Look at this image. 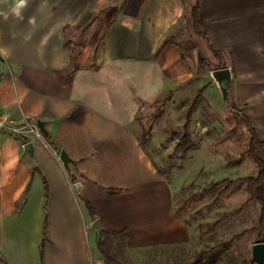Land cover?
Listing matches in <instances>:
<instances>
[{
    "label": "crops",
    "instance_id": "crops-1",
    "mask_svg": "<svg viewBox=\"0 0 264 264\" xmlns=\"http://www.w3.org/2000/svg\"><path fill=\"white\" fill-rule=\"evenodd\" d=\"M195 5L28 0L21 19L11 14L14 0H0V12L8 15L0 16V49L7 52L0 55V114L17 122L37 119L47 131L29 142L36 164L20 140L0 133V264H105L94 221L119 233L105 237L122 240L128 253L167 250L183 257L199 250L193 228L177 214L174 181L156 165L155 129L142 144L138 117L151 114L169 92L174 106L201 81L214 92L210 99L206 91L204 100L223 104L207 79L212 71L194 80L183 47L170 40L183 20L205 60L219 65L212 50L221 55L231 72L230 100L264 142V0H199L202 35L193 30ZM61 151L70 159L67 168ZM255 194L264 200V181ZM141 260L136 256L132 264Z\"/></svg>",
    "mask_w": 264,
    "mask_h": 264
},
{
    "label": "rangeland",
    "instance_id": "rangeland-1",
    "mask_svg": "<svg viewBox=\"0 0 264 264\" xmlns=\"http://www.w3.org/2000/svg\"><path fill=\"white\" fill-rule=\"evenodd\" d=\"M187 30V32H186ZM192 35L194 32H191ZM174 36L170 40H175L181 44V56L186 62L187 67L193 71V79H204V74L208 68L204 66L201 71L198 68L202 60H205L199 54V50L195 44V38L189 35L186 23L181 21L179 27H176ZM187 49L184 50V49ZM203 58V59H202ZM208 62V60H206ZM210 63V62H208ZM212 68L217 67L214 61ZM211 73V72H210ZM207 79H211V74H208ZM207 82L199 83L200 89ZM197 90V91H196ZM199 89L192 88L191 94L181 98L174 106L165 104L162 107L163 114L159 120L153 125L155 129V139L159 140L156 146L151 149L155 156L156 165H158L159 173L174 181L176 185L175 205L177 214L182 220L188 223L195 235L196 245L198 249L209 248L215 243L229 240L233 235L239 234L244 230L257 227L259 218V207L257 205L249 207L240 216L231 218L228 222L222 225L214 235L202 240L199 237V231H205L219 217L232 212L239 208L245 201L246 197L243 191L235 192L234 194L224 197L216 205H213V197H208L203 201L196 203H188L187 200L194 194L200 193L203 189H208L212 183L218 182L224 178L235 180L243 177H254L257 174V169L253 163L246 160L240 167H233L231 162L238 160L241 149L228 143L226 147L215 145V141L220 134V130L226 128L225 123L229 119L227 106L223 103L222 106L215 108L208 104L204 98L197 104L196 110L191 119L189 133L192 139L201 148L200 154L194 153L192 159L188 155L183 159H179V153L173 154L172 150L176 144V140L168 143L166 139L173 131L178 133V137L182 134V125L185 120V114L191 101L196 96ZM207 97L212 98L214 92H208ZM204 92V93H205ZM166 96H164L165 98ZM162 98L160 101H162ZM158 106H154L151 114L142 117L139 115V120L142 122L143 129H146L150 123V117L156 112ZM240 109V108H239ZM218 131H214L215 127ZM217 123V124H216ZM203 127H206L202 134ZM246 139H249L247 132L244 131ZM171 146V147H170ZM197 148V149H198ZM258 158L264 162V150L260 152ZM172 185V184H171ZM236 185L232 191L237 188ZM231 191V192H232ZM262 194V188L258 190ZM90 228V233L92 232ZM100 241L105 247V252L116 261H122L124 264H132L136 260V256L142 258L140 264H186L185 256L169 251H163V254H158L156 251L143 252L141 254L128 253L123 249V241L116 240L112 237H105L101 234ZM254 235H248L239 240L233 247L230 257L233 259L228 262L227 258H223L219 264H242L243 261L250 260L251 247L255 244ZM200 246L202 248H200ZM206 246V247H205ZM94 245L91 243V249ZM184 249V248H183ZM182 251L184 252V250ZM119 264V263H117Z\"/></svg>",
    "mask_w": 264,
    "mask_h": 264
},
{
    "label": "trees",
    "instance_id": "trees-1",
    "mask_svg": "<svg viewBox=\"0 0 264 264\" xmlns=\"http://www.w3.org/2000/svg\"><path fill=\"white\" fill-rule=\"evenodd\" d=\"M192 17V25L193 30L197 35H202L200 32V22H199V0H196V5L192 9L191 12ZM103 35L99 38L101 41ZM213 57L219 61V65L216 68H212V65L208 63L206 60H202L198 71H201L204 66L208 68L209 71H214L215 69H224L225 63L216 51L212 50ZM208 88V85H204L201 89L198 90L196 96L191 101L190 106L188 107L185 120L182 125V134L178 137V133L173 131L170 133L169 137L166 139L168 143L177 141L172 153L173 154H180L179 159L183 160L190 152L195 151L198 148V144L195 143L192 139L191 134L189 133V127L191 125L192 116L196 110L197 104L200 100L204 98V92ZM172 97V92H169L166 97L162 101H158L155 103L157 107L156 112L150 117V123L146 129L143 130L142 133V144H145L147 140L151 137V132L153 130V125L159 120L162 116L163 111L162 107L167 104ZM229 112V119L227 120V126L229 130L220 138L216 139L215 145L220 146L226 143H231L234 146L241 149L239 154V158L236 161L230 163L233 167L241 166L246 160H249L257 169V174L254 177H243L237 178L235 180H231L228 178H224L218 182H214L208 189H203L200 193L192 195L187 202L188 203H196L203 201L208 197H213V205H216L221 199L224 197H228L235 192L243 191L245 194V201L239 206L238 209L229 212L217 220H215L212 225L207 228L205 231H199V237L204 240L207 237L214 235L216 231L228 222L231 218H235L240 216L245 210L249 207L257 205L259 207V218L257 227L247 229L242 231L239 234L233 235L229 240L215 243L209 248L199 249L191 251L189 254L186 255V264H219L223 258H227L228 262L233 260L230 257L231 251L234 245L241 240L242 238L248 235H254L255 244L256 243H264V200L258 198L255 194V188L263 183L264 181V162H262L256 152L258 150L264 149V142L260 141L256 132L251 127L249 120L243 114L242 110L239 109L231 100L230 105L227 106ZM244 131L247 132L249 139L247 140ZM37 170V168H35ZM44 184V194H45V204L48 197V187L43 181ZM237 188L233 190L236 186ZM232 191V192H231ZM228 195V196H226ZM88 210H90L89 205L86 203ZM46 215L44 218V227H43V238L40 246V254L43 253V246L46 241L45 238V230H46ZM101 234H109L113 237L117 236L119 233L115 232H108L102 230ZM98 250L100 251L104 263L105 264H117L114 262V259L110 257L105 252V247L103 243L98 240L97 243ZM242 264H251L250 260L243 261Z\"/></svg>",
    "mask_w": 264,
    "mask_h": 264
},
{
    "label": "water",
    "instance_id": "water-1",
    "mask_svg": "<svg viewBox=\"0 0 264 264\" xmlns=\"http://www.w3.org/2000/svg\"><path fill=\"white\" fill-rule=\"evenodd\" d=\"M211 78L216 83L218 90L221 95L222 102L226 105H230V90H231V72L228 68L214 70L211 72ZM37 126L44 137L47 136V131L45 129L44 123L42 121L37 122ZM34 147L31 143H26L23 147V151L31 158L33 164L35 163L33 155ZM60 160L65 168L68 167L70 159L64 151L60 152ZM78 188V185H76ZM92 227L96 229L98 239L102 232L101 227L98 225L97 221H94ZM251 264H264V243H256L251 247Z\"/></svg>",
    "mask_w": 264,
    "mask_h": 264
},
{
    "label": "built area",
    "instance_id": "built-area-1",
    "mask_svg": "<svg viewBox=\"0 0 264 264\" xmlns=\"http://www.w3.org/2000/svg\"><path fill=\"white\" fill-rule=\"evenodd\" d=\"M9 71L8 65H6ZM37 119L23 118L21 121H14L0 114V133H4L10 137L20 140L23 144L29 143L32 140L41 141L43 135L37 126Z\"/></svg>",
    "mask_w": 264,
    "mask_h": 264
},
{
    "label": "clouds",
    "instance_id": "clouds-1",
    "mask_svg": "<svg viewBox=\"0 0 264 264\" xmlns=\"http://www.w3.org/2000/svg\"><path fill=\"white\" fill-rule=\"evenodd\" d=\"M28 0H14V6L11 8V14L14 15L17 18H23L22 17V11L27 7ZM0 16H3L5 20L8 19V15L5 13L0 12ZM31 22V21H30ZM0 55H7V52H5L3 49H0Z\"/></svg>",
    "mask_w": 264,
    "mask_h": 264
}]
</instances>
